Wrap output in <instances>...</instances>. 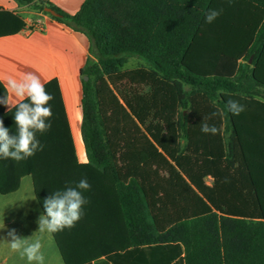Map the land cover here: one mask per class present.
<instances>
[{
  "label": "trees",
  "instance_id": "16d2710c",
  "mask_svg": "<svg viewBox=\"0 0 264 264\" xmlns=\"http://www.w3.org/2000/svg\"><path fill=\"white\" fill-rule=\"evenodd\" d=\"M47 7L89 42L80 72L87 163L76 159L50 81L43 151L0 159V195L29 176L44 212L45 197L82 178L91 184L83 193L90 202L100 185L112 184L132 253L145 247L151 264H264V0H85L73 15ZM209 9H222L211 24ZM23 27L0 10V36ZM132 57L148 67L122 70ZM229 99L245 110L228 112ZM204 117L215 135L201 132ZM0 119L16 132L2 104ZM79 223L52 233L65 264L57 234Z\"/></svg>",
  "mask_w": 264,
  "mask_h": 264
},
{
  "label": "crops",
  "instance_id": "0c3cea01",
  "mask_svg": "<svg viewBox=\"0 0 264 264\" xmlns=\"http://www.w3.org/2000/svg\"><path fill=\"white\" fill-rule=\"evenodd\" d=\"M85 0H33V3L51 5L73 15ZM45 7V8H46ZM0 10L19 16L24 27L16 33L0 36V81L8 77L19 79L25 73H35L46 85L56 81L70 131L75 156L80 164L87 158L81 139L82 121L81 70L88 58L89 42L79 32L73 31L51 18V15L34 5L20 4L16 0H0ZM40 27V28H39ZM39 28V29H38ZM5 110L7 111L6 107ZM29 177V176H26ZM8 195H16L21 189ZM31 179V178H30ZM32 181V180H31ZM101 193L84 207V216L78 230L57 234L69 264H151L149 252L139 246L135 252L126 233L118 201L112 184H102ZM31 207L35 217L43 214L34 195L31 182ZM7 196V195H2ZM34 229V232H33ZM37 222L31 234H17L29 241L40 238L44 264H65L58 242L52 233H39ZM0 232V264H29L20 252L13 251ZM159 263V261H158ZM35 264V262H33Z\"/></svg>",
  "mask_w": 264,
  "mask_h": 264
},
{
  "label": "clouds",
  "instance_id": "9594fccd",
  "mask_svg": "<svg viewBox=\"0 0 264 264\" xmlns=\"http://www.w3.org/2000/svg\"><path fill=\"white\" fill-rule=\"evenodd\" d=\"M222 14V9H209L205 14V22L213 23ZM5 89V95L0 97V104L12 113L16 132H10L0 119V159H11L20 162L31 158L38 151H43L44 145L38 139L52 127L53 116L51 101L54 97L47 92L45 84L35 73H25L19 79L8 77L0 81ZM226 109L233 115H240L244 106L239 101L229 99ZM14 110V111H13ZM217 115V113L212 114ZM204 117L201 122V132L215 135L218 131L215 125H210ZM91 190L87 178H82L75 186H66L63 190L51 192L43 200L44 212L37 219L39 233H56L75 227L84 216V207L89 203L84 192ZM13 251L26 257L29 264H44L41 253L40 238L29 241L16 234L15 229L8 232L7 238Z\"/></svg>",
  "mask_w": 264,
  "mask_h": 264
},
{
  "label": "rangeland",
  "instance_id": "374dc122",
  "mask_svg": "<svg viewBox=\"0 0 264 264\" xmlns=\"http://www.w3.org/2000/svg\"><path fill=\"white\" fill-rule=\"evenodd\" d=\"M138 67H148V64L139 58L132 57L121 68L128 70ZM183 144V141L181 142ZM30 177H25L21 183V189L16 195H0V232L8 234L15 229L16 234H31V228H34L37 222L35 217L36 209L31 207ZM207 184H211L208 179ZM34 232V229H33Z\"/></svg>",
  "mask_w": 264,
  "mask_h": 264
},
{
  "label": "water",
  "instance_id": "95a60500",
  "mask_svg": "<svg viewBox=\"0 0 264 264\" xmlns=\"http://www.w3.org/2000/svg\"><path fill=\"white\" fill-rule=\"evenodd\" d=\"M44 12L50 14V15L53 16V17H57L56 12H55L54 10H52L51 8H49V7L44 8ZM87 79H88V77H86V76L83 77V80H84V81H86Z\"/></svg>",
  "mask_w": 264,
  "mask_h": 264
},
{
  "label": "built area",
  "instance_id": "2783aa9c",
  "mask_svg": "<svg viewBox=\"0 0 264 264\" xmlns=\"http://www.w3.org/2000/svg\"><path fill=\"white\" fill-rule=\"evenodd\" d=\"M39 28H40V27H39ZM39 28H38V29H39Z\"/></svg>",
  "mask_w": 264,
  "mask_h": 264
}]
</instances>
